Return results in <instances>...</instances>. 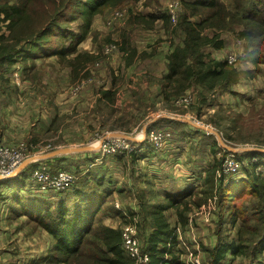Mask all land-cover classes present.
<instances>
[{
    "label": "trees",
    "instance_id": "trees-1",
    "mask_svg": "<svg viewBox=\"0 0 264 264\" xmlns=\"http://www.w3.org/2000/svg\"><path fill=\"white\" fill-rule=\"evenodd\" d=\"M138 1L156 10L159 8L158 0H0V74L5 76L20 61L23 71V67L27 68V58H34L41 51L65 54L76 50L96 16L107 9L111 12ZM182 3L183 10L172 29L179 41L168 54V71L160 80L167 101L199 88L197 103L201 104L216 91L230 90L261 69L264 64V0H182ZM152 16L162 19L164 28H171L173 23L168 14L161 12ZM77 20L82 22L80 33L69 25ZM228 32L242 41L243 51L237 55L235 64L215 55L217 51L227 50ZM56 38L62 41H55ZM69 38L72 41L68 48L54 47ZM123 44L122 49L126 50L128 42L125 40ZM222 116L229 121L224 126L217 121L225 138L235 143L252 139L242 132L246 119L243 112ZM257 117L263 126L264 102ZM250 118L252 122L254 119ZM257 144L264 148L261 136L257 137ZM53 149L54 145L50 150ZM252 152L264 156L262 151ZM136 153L128 155L135 158ZM116 155L120 160L126 154ZM258 163L253 157L249 159L246 176L241 177L223 174L219 163L208 169L202 189L176 193L171 200L156 204L140 201L142 209L147 210L145 219L151 218L155 227L145 239V246L141 244L150 254V262L146 264H167L169 254H172L170 264H187L173 251L180 241L164 210L174 207L184 228L189 224V211L207 204L215 195L219 242L214 247L203 245V264H223L231 257L259 259L264 253V162H261V170L257 168ZM50 165L52 170L56 168ZM73 173L77 183L70 195L75 196L74 199L70 195L63 196L71 187L57 194L60 191H40L36 185L32 188L29 184L32 199L13 201L22 208L19 214L26 215L34 227L45 229L51 235L53 244L46 256L47 264H135L123 248V226L115 228L103 221V216L112 210L111 191L103 187L100 180L89 179L88 173L84 176L79 175V170ZM17 177L19 175L2 182L14 181ZM16 185L21 187L20 183ZM230 223L236 228L231 237L224 234Z\"/></svg>",
    "mask_w": 264,
    "mask_h": 264
},
{
    "label": "crops",
    "instance_id": "crops-1",
    "mask_svg": "<svg viewBox=\"0 0 264 264\" xmlns=\"http://www.w3.org/2000/svg\"><path fill=\"white\" fill-rule=\"evenodd\" d=\"M96 18L97 16L94 20ZM108 18L109 15L107 14L105 19L107 20ZM95 24L96 21L94 26ZM106 26L110 28L106 23L100 24L98 27L101 29V27L107 28ZM143 30L145 32H141V36L138 40L134 37L126 35H119L116 40L119 41L120 46L124 45L123 42L125 40L127 42L132 41L133 45L134 41L137 44L138 42H143V45H145L144 39L146 35L150 34V31L145 28ZM89 43L91 48L93 43L91 41H89ZM148 46L149 45H147L146 48H148ZM173 48L174 43L164 50L162 56L163 58L159 57V53L145 57L137 54L135 58L133 55H126L125 59L126 63H128V66L125 65L126 73H124L123 70L122 73H119L117 69L116 64L119 61L120 53L111 57L110 66L107 63V66L104 64L105 66L101 65L96 67L93 63L92 65L96 67V72H99L103 77L104 85L102 89L95 91L93 85H86L81 92L72 96V101L67 104L63 103L64 93H61L60 90L61 88H66L70 82L59 80L60 87L57 85L52 86L51 81L53 80V76L42 74L40 77L42 84L41 88L45 90L46 87L43 83V78L46 83L50 85V88L47 91L45 90L47 94L43 95V97H45L44 107L40 110L45 111L48 108V105L51 107L49 108L50 111L47 110L48 112H41L38 114L32 111L30 100H28V97L37 99V93L34 92L31 83H29V72H36V70L42 67L44 62L49 60L47 57H51L52 55L46 54L44 56V54L41 53L36 55L34 58H27V63L29 60H31V62L26 65V69L23 67V71H21L25 75L24 86L21 87V90H23V93L27 95L23 103L18 102L20 106H17V99H14L18 94H20L18 91L19 88L15 91L12 89L13 86H11L4 91L0 87V99H2L5 94H9L11 97L9 107L7 108L8 110L6 109L7 111H5V108H0V115L3 112V118L6 119L7 117L8 119H6L7 121H1L0 123V126L4 125V129L0 132V143H12V141H18L21 139H27L33 142L47 139L54 145L55 148H60L61 145L71 143V140L68 141V139L70 136V128L73 127L74 131L78 135L75 138L79 137L78 140L73 139V141H75L74 143L87 144L89 143V139L87 138L88 134L92 133V130L96 127L102 129L105 127L106 129H111L110 131L112 132L126 134L125 132L133 123L137 127L142 128V133H147L148 128L152 129L159 126L164 128L171 127L173 132L174 129L176 132H174V136L172 137L169 146L167 148L165 147V149L162 148L163 150L157 149L152 141L150 144L149 141H145L141 136L126 134L134 138L132 141L138 142L143 149L136 153L137 155L134 156L135 158L126 154L122 159L120 158V160H118L117 155H106L100 149L94 147L93 149L79 152L62 153L60 155L50 157L49 159H38L23 167L17 174L19 177H17L14 181L5 183L2 182L3 180H0V190L7 187V185H12L15 189L20 188L19 185H16L19 183L22 187V185L26 184V181L29 180L28 176L31 171L39 165L49 164V166H51L50 164H52V168L56 166L53 170L57 171L59 169H64V167H68L69 161L72 164L74 163L77 165L76 170L80 164H88V167L85 170L79 169V175L84 176L88 173L89 179L93 178V180H100L103 183V187L108 188L111 191V196L114 200L122 201V207L118 212L110 211L103 217L104 223L115 228L122 227L123 220L126 219L125 216L127 214H133L132 217H128L129 221L136 220L139 223L138 228L140 242L143 246H145V239L149 237L155 227L152 220H147L151 218H146V222H144L142 218L143 215H140V201H150L153 203V201H156L155 198L158 195L163 196L164 201H167L171 200L172 196L176 193H184L190 191L191 189H202L204 179L208 174V169L201 166L200 161H197L196 159L193 160V158H196L195 155H197V150H192L194 151L192 152L191 149L188 148L189 145H186L188 142L187 140H191L190 137L192 136V133L203 130H200L193 123H190L185 119L177 121L176 119L169 118L166 120V123H170L165 124L163 120L161 121V119L170 117L167 114H160L156 117H151L152 115L163 111L164 109L162 106L165 107L166 105H169V102L163 96V87L160 80L168 71V54L173 50ZM120 49L125 51L122 47H120ZM91 50L93 51V49ZM238 52H242V48L238 50ZM41 55H43V57ZM55 57L58 59L57 56ZM43 59L44 61L39 63L38 67L37 63ZM104 61L107 62V59H104ZM142 61H147V63L153 64L139 65L138 63ZM51 62L56 65L59 63L58 61L56 62L53 60H51ZM91 62H88L83 66V69L89 68L90 74L92 72L90 67ZM155 63H158L160 66H156ZM16 65L17 63L11 67L9 73L7 72L6 74L7 76H15L12 71ZM263 66L264 65L261 64V68H264ZM85 71L86 70H84V72ZM60 74L64 75V72H60ZM241 83L243 85H248V79H243L237 82L235 86L237 87ZM135 84L138 85L135 86ZM50 90L56 91V94L49 96L48 93ZM137 91L141 94H146L140 102L137 101L135 97L138 94ZM240 92L241 91H239V93ZM41 97L42 96H40V98ZM53 101L56 102L55 106L49 104ZM137 102L139 103L135 105ZM0 105L2 106L5 104L0 103ZM124 107H126V109H124ZM20 108H24L23 111H26L24 114L26 118L23 121L20 120L21 114H17L18 112H21ZM69 112L72 116L71 119L68 120L74 123V125L69 124V127L66 128L68 124H55L57 118H63L66 115H69ZM35 114L36 116H34ZM125 116L127 121L124 120ZM32 118L34 120H38L39 118L44 119L33 122ZM131 119L133 123H127ZM186 130L191 132L190 137V134H185ZM204 132L207 134L213 133ZM33 134H44L45 136L41 138L42 135H39V137L33 138ZM100 153V157L102 159L101 161H99L98 158ZM132 159L135 160L133 161ZM23 178L24 181L22 182ZM214 206V201H208L207 204L202 203L200 207L195 206L199 208V214L197 215L198 217L195 216L194 219V222L198 225V227L191 230L193 235L191 238L194 240L192 250L201 254L203 262L205 260L203 257V245L214 247L219 242L216 225L213 223L215 222L216 217L213 212ZM195 207H193V209ZM192 210H190L189 213ZM208 211L212 214L209 220L206 215ZM164 212L169 217V221L171 220L170 218H174L175 229L180 227V222L177 217L178 214L174 207H168L164 210ZM22 216H25L26 218V215L19 214V218H22ZM7 217L12 218L13 215H0V264H47L46 256L53 244V239L48 231L42 228H37L36 231L38 232L37 234H34L36 231L35 229L31 230L30 224L32 226L33 224L28 222V219H25V221L19 220V230H17L16 228L9 226V223L6 220ZM192 221L193 218L189 216V223ZM13 223H15V221ZM141 223L142 226L140 228ZM186 227L187 225L184 227L183 231H185ZM234 230L236 231V228ZM234 230L228 226V230H225L224 234L230 235L231 237L234 235L233 233H235ZM30 232H32V236H34V238L36 237L35 239L39 243L37 247L28 245L31 241H27L24 238V234L29 237ZM176 234H178V232H176ZM186 235H188V232H186ZM38 236L40 237L39 239ZM186 253H188V251ZM238 260L244 262V260L248 261L249 259L247 257H231L223 264H231Z\"/></svg>",
    "mask_w": 264,
    "mask_h": 264
},
{
    "label": "rangeland",
    "instance_id": "rangeland-1",
    "mask_svg": "<svg viewBox=\"0 0 264 264\" xmlns=\"http://www.w3.org/2000/svg\"><path fill=\"white\" fill-rule=\"evenodd\" d=\"M176 1V0H158V4H159V8L156 10L154 7H152L151 5H146L144 1H138V2H129L126 3L125 6L123 7H127L129 9V16L124 18L123 20H119L114 22L112 25L110 21H108V19H105V16L108 14L109 15V10L107 9L104 13L99 14L97 16V20H94V23L96 21V24L94 26V23L92 22L88 28L87 33L84 35L83 40L79 42L78 47L76 50L73 51H66L65 54L64 53H57V52H45V51H41L40 54H44V56L47 55H52L51 57H47L49 60H47L46 62L43 63L42 67L39 68L38 70H36V72H29L30 75L28 77L29 79V83H31L32 88L34 89V92L37 93V99L34 98L32 99L31 97H28V100H30V104L32 106V111L35 113H41V112H48L47 110H49V108L51 106L48 105V108L43 111L40 110L42 109L44 106V98L43 95L47 94L45 92V90H49L50 85L46 83L45 79L43 78V83L46 85L45 90H43L41 88L42 84H41V75L42 74H46V75H51L53 76V80L52 82V86H58L60 87L59 84V80L61 81H66V82H70L69 85H67L66 88H61L60 92L64 93V97H63V103L67 104L69 102L72 101L73 97L77 95L79 92H81L83 90V88L88 85V86H94L95 91H98L100 89H102L103 85H104V80L103 77L100 75L99 72H96V67H99L101 65H106L107 63L110 66L111 65V57L113 55H117L118 53H120L119 56V61L116 64L117 65V69L119 71V73H122V70L124 71V73H126V67L125 65L128 66V63H126V55H133L134 58L136 57V55H143L142 57L145 56H151L154 54L159 53V57L163 56L164 50L168 47L171 46L173 43H177L179 41V36L177 37L176 35L173 34L172 29L175 28L176 23L179 20L180 14L179 13L177 20H171V22L173 23L171 28H164V22L162 19L158 18H154L152 15H155V13H161L163 12L164 15L168 14L169 15V11H168V5L171 4V2ZM157 11V12H156ZM170 17V16H169ZM107 24L110 28H103L101 27V29L98 27L100 24ZM81 24L82 22H80L79 20L77 21H72L70 25L71 29L76 32V33H80L81 30ZM148 29L150 32L149 35H146L145 39H144V43L145 45H143V42H138L135 43L134 41V45L132 43V41H128V46H126V50L122 51L120 49V44L119 41H117L116 39H118L117 37L119 35H126L129 37H134L135 39H139L141 36V32L144 31L143 29ZM145 32V31H144ZM227 37H228V41H227V50L225 51H217L215 52V55L219 56V57H224L229 59L230 57H234L235 55H239L238 50H240L242 48L243 51V46H242V41H240L234 34L232 33H227ZM55 41H62L61 38H56ZM71 38L67 39L65 42H63V44L61 45H54V47H56L57 49H59L60 47H62L64 45V48H68L70 43H71ZM89 41H91L93 43V46L90 48V43ZM112 44H116L115 49L109 51L108 53H106L107 51V47H109ZM148 46V48H146ZM56 48H53L56 51ZM90 48V49H89ZM146 48V50H145ZM93 49V51L91 50ZM92 51V52H90ZM55 54H59V55H55ZM222 54V55H221ZM43 57V55H41ZM57 56L58 59L55 57ZM90 57V59H88ZM139 57V56H138ZM91 58H92V62H91ZM163 58V57H162ZM41 59V58H40ZM104 59H107V62L104 61ZM51 60L53 61H58V65L53 64L51 62ZM20 61V60H19ZM43 60H41L40 62H38V67H39V63H41ZM21 62V61H20ZM17 62V65L14 67L13 69V74L17 75V76H7V75H3L0 74V87L2 88V90L6 91L8 88H10L11 86L13 90L16 91V89L19 88V93L17 95V97H15L14 99H17V106H20L18 104V102L23 103L25 97L27 96L25 93H23V90H21V87L24 86V74L21 72V63ZM31 62V60H29L28 64ZM35 62V60H34ZM88 62H91V69L92 72L91 74L89 73V68L87 69H83L84 65ZM95 64L92 65V64ZM125 63V64H124ZM97 64V65H96ZM139 65H152L151 63H147V61H142L140 63H138ZM104 65V66H105ZM156 66H160L158 63H155ZM264 65V64H263ZM264 67V66H263ZM95 68V69H94ZM94 69V70H93ZM19 70V72H18ZM84 70H86L84 72ZM260 70V72H259ZM257 70L256 72H254V76L248 79V85H243L242 83L240 85H238L237 87L234 85L232 87H230V90H226V89H221L215 92L214 96H210V98L207 99L206 102L203 103H197L198 100L200 99V95H199V91L200 89L198 88L197 90H187L185 91V93L183 94H187V93H191L194 96V99L196 100L195 103H185V104H176L174 102V99H171V101L169 102V105H166L165 107L162 106V108L164 109L163 111H161L160 113L158 112V114H154L151 117H156L157 115H162V114H167L170 117H165L164 119H161V121L163 120V122L165 124H169L170 122L166 123V120L169 118L172 119H176L177 121H181L182 119L185 120H190L192 122H194L196 125L198 126H207L213 129V131L209 130L210 132L213 133H205L204 130L203 131H196L194 133H192L191 136V132L189 130H186V135H189L191 140H186L188 141L186 145H189L188 148L192 150H197V155H195L196 158H193V160H197L201 162V166L205 167L206 169H209L213 166H216L217 164L220 165L225 163V159L226 157H232L233 159L235 158L236 160L239 161V165L240 167L238 168V174L236 176L241 177L246 176V172H245V166L247 165V162L249 161V159H251L253 157L254 160H257L259 163L257 165V168L259 170H261V168L263 167L261 162H264V156H260L259 154L255 153V152H242V151H238L237 153H232L230 151H228L227 149H225L223 146H221L219 139H218V135H222L225 142L229 145L235 146V147H244V146H251V147H259V145L257 144V137L261 136L264 139V125L261 126V124L259 123V119L257 117V111L259 110V108L262 106L263 102H264V68H261ZM60 72H64L63 74H60ZM84 72V73H83ZM90 74V75H89ZM138 84H135V86H137ZM66 86V85H65ZM79 86L78 89H76V87ZM241 91L239 93L238 90ZM238 92V93H237ZM9 93V91H8ZM137 95L136 100L137 101H141L142 98L145 97L146 94H141L137 91ZM56 94V91L54 90H50V92L48 93L49 96H53ZM40 96H42L40 98ZM10 95L9 94H5L4 97H2V99H0V103H4L5 105H0V108H5V111H7L8 107H9V102H10ZM192 101H195V100ZM60 102V100H59ZM139 102L135 103L138 104ZM61 103V102H60ZM59 103V105H60ZM52 106L56 105V102H51L49 103ZM232 108V109H229ZM7 109V110H6ZM124 109H126V107H124ZM24 108H20L21 112H18L17 114H21V118L20 120H24L25 117V113L26 111H23ZM72 110V109H71ZM50 111V110H49ZM243 112L245 114V122L244 125L241 126L242 132L244 133V135H251V140H248L249 142H245L243 143V141L240 142H232L229 139L225 138L223 135L224 130L219 128V123H217V121L220 120V124L221 125H228L229 121L227 118H224L222 115L226 113H234V112ZM166 112V113H165ZM8 113V112H7ZM125 113V111H124ZM36 116V114L34 115ZM72 114L69 112V115H66L65 117H59L57 118L55 124H68L66 126V128L69 127V124L74 125V123H72L70 120L71 119ZM250 116L253 117V121L250 122ZM223 118V119H222ZM7 119V117H6ZM5 118H3V112L0 115V123L1 121H7ZM41 119L44 118H39L38 120H33V122H37L40 121ZM125 121L126 120V116H125ZM199 121V122H198ZM23 123V122H22ZM127 123H133L132 119L129 120ZM176 125V124H175ZM164 126V125H163ZM101 127V126H100ZM102 128H94L92 130V133H89L87 138L89 139V143L87 144H81V143H74V140H78L77 137L78 135L76 134V132L74 131V128H70V136L68 141L71 140V143H67L64 145H61V147L65 146H85L88 144H96V148L100 149L101 148V140L107 135V133H111L112 131H110L111 129H106L105 127ZM2 129H4V125L0 126V132L2 131ZM152 129H156V130H160V131H165L167 133H170V138L172 139V137L174 136V132H176V130L174 129V132L172 130L171 127H162L159 126L157 128H152ZM152 129L148 128L147 133H142V128L141 127H137L134 123L131 125V127H129V129L125 132V131H121V132H125L126 134H131L132 136H141L142 139L144 138L145 141H149L150 144L152 143L149 137V131H151ZM72 130V131H71ZM108 130V132H107ZM146 134V135H145ZM218 134V135H217ZM39 135H42L41 138H43L45 135L44 134H33V138H37L39 137ZM143 135V136H142ZM146 136V137H145ZM28 137V136H27ZM26 138V137H25ZM127 138V137H126ZM148 139V140H147ZM184 140V141H186ZM27 142V143H31L29 140L27 139H21V140H16V141H12V143L6 142V143H0V145L5 144V145H10V144H16L18 142ZM64 141V140H63ZM33 142V141H32ZM48 142L47 139H42L41 141H37V145L38 148L39 147H43L45 146ZM66 142V141H64ZM147 142V143H149ZM134 144H137L138 148L141 150H143L141 148V145L138 142H135ZM170 144V143H169ZM169 144L167 146H165L166 148L169 146ZM35 145V146H37ZM165 147H163L165 149ZM58 148V147H57ZM56 149V148H55ZM147 149V148H146ZM54 150V149H53ZM101 150V149H100ZM163 150V149H162ZM200 150V151H198ZM52 150L47 151L50 152ZM102 151V150H101ZM192 151V152H194ZM37 153V148H30L28 151L29 156L31 157L32 155H39V154H35ZM102 153V152H101ZM101 153L98 156L99 161H101ZM45 154V153H44ZM233 154V155H232ZM241 154H243V156H241ZM224 157V158H223ZM238 159H237V158ZM259 159V160H258ZM227 161H230V158H228ZM237 162V161H235ZM79 165V164H78ZM76 164H72L70 161L68 163V167H64V169H68L72 172H75L79 169L85 170L88 167V164H84V165H79L78 169L76 170ZM63 167V166H62ZM220 170V169H218ZM81 172H86V171H81ZM95 172V170H94ZM208 173V171H207ZM220 173V171H218V174ZM30 176V175H29ZM28 176V178H29ZM82 176V175H81ZM94 176V175H93ZM93 179V178H92ZM77 180V179H76ZM31 180H27L26 184L22 185V187L15 189V187H12V185H7V187L3 188L0 190V215H13V220L11 217H7L6 220L9 223L10 227H14L17 230H19V220L25 221V219H27V217L25 218V216H22V218H19V213H22V208H20V206L17 203H14L13 201L16 200L20 201V199L22 201H28L30 199H32L30 197V191L29 188L34 185L30 182ZM28 183V185H27ZM74 183H77L76 181ZM31 184V186L29 185ZM75 184L70 188V190H68V192H66L63 196H69L74 190ZM22 188V189H21ZM32 188H34L32 186ZM73 188V189H72ZM62 192L60 191V193L57 194H61ZM62 196V197H63ZM61 197V196H60ZM70 197L72 199L75 198V196L70 195ZM156 201H153V203H158L160 201H164L163 196L158 195L156 198ZM211 199V198H210ZM214 199H217L216 195L214 196ZM214 199L210 200V201H214ZM111 200V206H112V212H117L121 207H122V201H116L113 198L110 199ZM117 204L119 206H117ZM215 206L213 208V212L215 213L216 217H215V222H213L215 225H217L218 221V214H216L215 209H216V203L214 202ZM118 209V210H117ZM140 215L142 216L144 222L145 221V217L147 216V210L142 209V207H140ZM199 214V208L195 207L190 213L189 216L193 218V221L191 223H189L185 229V231H183V226L180 223L179 229H175V233L178 232V234H176L178 236L179 239V245H176V247L173 248V251L175 254H177L178 256H180L181 258H184L187 262H190V257H189V253L192 250V244H193V239L191 238L192 232L191 230L196 229L198 227V225L194 222L195 216H197ZM23 215V214H21ZM105 216V215H104ZM103 216V217H104ZM132 217L133 214H127L125 217L126 219L123 220V224H126L129 221L128 217ZM198 217V216H197ZM149 218V217H147ZM174 226V218H170ZM147 220H151V219H147ZM15 221V223H13ZM135 221V220H133ZM148 222V221H147ZM13 223V224H11ZM27 223V221H26ZM137 224L139 225V223L137 222ZM231 224V223H230ZM142 226V223L140 224V228ZM214 226V225H213ZM31 230L35 231L37 230L36 227H34V223L33 226L30 224ZM175 227V226H174ZM231 227L232 230L233 226L232 224L229 226ZM225 228V227H224ZM22 230V229H21ZM33 232V231H32ZM32 232H30L29 237L24 234V238L25 240H29L31 241V243H29L28 245L31 246H38L39 243L38 241L34 238V236H32ZM38 231H36L34 234H37ZM186 232H188V235H186ZM235 232V230H234ZM39 234V233H38ZM40 236V235H39ZM38 236V239L40 238ZM206 238V237H204ZM43 239V238H42ZM196 242V241H195ZM189 244V245H187ZM24 245V243H23ZM182 250V251H181ZM188 251V253H186ZM194 253H196L195 251H193ZM167 264L171 263V259H172V254H169L167 256ZM225 261H228V259H226ZM225 261L223 263H225ZM231 264H264V253L262 254V256L254 261H251L250 259L244 260V262H241L240 260L231 263Z\"/></svg>",
    "mask_w": 264,
    "mask_h": 264
},
{
    "label": "built area",
    "instance_id": "built-area-1",
    "mask_svg": "<svg viewBox=\"0 0 264 264\" xmlns=\"http://www.w3.org/2000/svg\"><path fill=\"white\" fill-rule=\"evenodd\" d=\"M183 10L182 0H176L171 2L168 5L169 16L171 20H177L179 13ZM129 16V9L127 7L116 8L109 13L108 21L111 22L112 25L114 22L123 20L124 18ZM117 48L116 44H112L107 47L106 53ZM229 63L235 64L237 61V56L230 57L228 59ZM19 72V70H18ZM17 76V75H15ZM79 86L76 87L78 89ZM194 96L191 93L181 94L176 96L174 102L176 104H185V103H195L192 101ZM199 122V121H198ZM207 127V126H206ZM108 132V131H107ZM210 132V131H206ZM109 133H107L108 135ZM150 140L153 142L154 146L157 149H162L167 146L171 142L170 133L165 131H160L156 129H152L149 131ZM27 142H18L16 144L0 145V174L3 176H8L14 174L19 167L31 158L28 154L30 148H37V154L47 153L50 149H52L53 144L48 142L45 146L39 147L38 143ZM135 142L124 137V136H110L103 139L101 144V150L104 154H116V153H124L128 154L130 152H139L140 149L137 147ZM37 145V146H35ZM142 148V147H141ZM233 155V154H232ZM230 158V161H227ZM237 158V157H236ZM225 163L222 164V172L226 175H237L238 168L240 167L239 159L236 160L232 157H226ZM237 161V162H235ZM239 166V167H238ZM221 174V173H220ZM75 174L66 169H59L57 171H53L48 164L39 165L37 168L33 169L30 173L29 180L30 182L38 187L40 191H62L66 190L74 185L75 182ZM117 206H119L117 204ZM208 220L211 218L212 214L210 211L206 213ZM179 229V227H177ZM122 240H123V248L127 252V254L135 261V264H146L150 262V254L145 251L141 247L139 230L137 221H128L123 225L122 228ZM190 262L187 264H203V259L200 254L194 253L190 251L189 253Z\"/></svg>",
    "mask_w": 264,
    "mask_h": 264
},
{
    "label": "water",
    "instance_id": "water-1",
    "mask_svg": "<svg viewBox=\"0 0 264 264\" xmlns=\"http://www.w3.org/2000/svg\"><path fill=\"white\" fill-rule=\"evenodd\" d=\"M190 123H193L195 126H197L200 130H204V131H213L212 128L210 127H206V126H198L196 125L194 122L190 121ZM218 135V134H217ZM110 136H124L127 137L128 139L132 140L134 138H132L130 135H126V134H121V133H116V132H111L108 135H106L103 139L110 137ZM103 139L101 140V143L103 142ZM218 139L219 142L221 144V146H223L225 149H227L228 151L232 152V153H237L238 151H262L264 152V148L262 147H251V146H244V147H235L232 145H229L225 142L224 138L222 135H218ZM96 146V144H88L85 146H68V147H60V148H56L48 153H43V154H39V155H34L31 158H29L27 161H25L20 167L19 169L12 175H8V176H3L0 174V180H8L11 178H14L19 172L20 170L25 167L28 163L38 160V159H44V158H50V157H54L57 155H60L62 153H69V152H79V151H83V150H88V149H93Z\"/></svg>",
    "mask_w": 264,
    "mask_h": 264
},
{
    "label": "bare ground",
    "instance_id": "bare-ground-1",
    "mask_svg": "<svg viewBox=\"0 0 264 264\" xmlns=\"http://www.w3.org/2000/svg\"><path fill=\"white\" fill-rule=\"evenodd\" d=\"M7 181V180H6Z\"/></svg>",
    "mask_w": 264,
    "mask_h": 264
}]
</instances>
